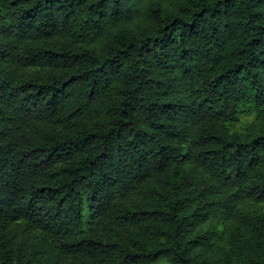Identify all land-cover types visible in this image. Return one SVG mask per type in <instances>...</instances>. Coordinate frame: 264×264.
<instances>
[{"label": "trees", "instance_id": "trees-1", "mask_svg": "<svg viewBox=\"0 0 264 264\" xmlns=\"http://www.w3.org/2000/svg\"><path fill=\"white\" fill-rule=\"evenodd\" d=\"M0 264H264V0H0Z\"/></svg>", "mask_w": 264, "mask_h": 264}]
</instances>
